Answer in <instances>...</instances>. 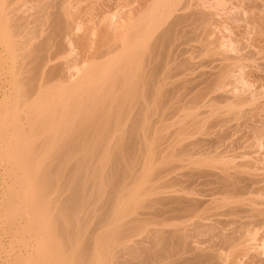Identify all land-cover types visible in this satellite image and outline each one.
Returning <instances> with one entry per match:
<instances>
[{"label":"bare ground","instance_id":"6f19581e","mask_svg":"<svg viewBox=\"0 0 264 264\" xmlns=\"http://www.w3.org/2000/svg\"><path fill=\"white\" fill-rule=\"evenodd\" d=\"M41 1L43 2L39 1V4L41 3L42 6L37 5L36 7L38 15L35 12L37 15L34 17V25L36 23V26H34L35 29L33 26H31L32 30L28 28L27 31L29 33L28 35L25 33V40L24 38L22 40H24L23 42L31 40L34 35L36 36V34L38 37L40 29L43 28L41 25L43 26L44 24H48L50 31L48 30V27L47 30L50 33L46 32L49 35H45L46 37L44 38L41 32L40 34H42L44 38L42 39L43 41H39V39L38 41L40 43L38 42L36 45L32 43L33 47L29 49L21 48V46H23L21 43L23 42L20 43L18 39L17 42L19 44L17 42L15 43V47L17 45H21L18 48L23 49L22 53H19L21 50L17 53L14 50L13 51L16 54L19 53V59L24 61L26 64V66H24L26 67L25 73L22 74L23 76L25 75L26 78H24L25 80L23 81H26L30 86L27 90H25V93L23 92L24 95H21L23 98H21L20 103L18 102L20 97L17 99V95H15L17 99L15 102H18V106L17 104L14 105V96L11 95V90L14 89L20 82L22 83L23 78L21 79L19 77L21 74L19 69L22 67H17L19 69L17 71V77L14 81L15 83L11 82V85H9V80L8 83L6 81L7 85L10 86L9 88L1 85L0 137H3L6 141L8 154L13 156V158L15 157V159H17V163L24 169V180H28L32 187L34 186L37 188L39 185L40 188V190L37 189L28 192L35 195L33 196V202L28 204L31 205V208L27 207V226L28 230L32 232V234H38V231L40 230L44 233L41 238L43 242L53 240V237H50L49 235V232H51L50 228L47 227L45 229L47 219L44 218V215H41L43 213H41L39 209V200L44 194L43 185L49 183L55 177L57 171L62 169L64 170L66 168L67 162L64 160L66 157L74 158L71 168L69 167L71 175L68 180L75 185L76 191L70 198H66L65 196L61 197L60 195L55 196L53 200L55 199L54 202H56L58 206L54 205L57 206V208L62 207L64 209L72 210V216L74 217L75 222L78 220L83 221L82 217L85 214L90 213L91 216L92 213L95 214V211L98 210L99 212L98 216L95 214L97 216L95 217L97 218L96 221L91 220V224L84 222V226L86 227L88 224L91 226L92 222L95 223L93 225L94 227L90 230V227L83 230L82 237L84 240L82 242L79 241V243L74 244L73 247L69 249L65 247L63 250L60 249L56 252V254H54V256L48 255V250H45L46 248L42 249V254H39L38 263L156 264L157 261L159 264L162 261V264H174L175 262V264H182V262H185L186 264V261L184 260L188 259L190 264H194V262L197 264H264V158L262 156L259 159L254 158L260 161L257 163L260 167L263 165L261 168L259 167L260 170H257L256 172L255 168H257V166L254 167L256 162L254 163L253 160H250L253 155L252 153L249 159H242L238 161L237 159L234 160V158L230 160L227 158V161H225V158L224 160L222 159L224 162L222 163L221 161L220 163L219 159L223 156L221 157V155H218L219 158L215 156L217 151L215 154L212 153V155V149L209 152L210 148H213L220 142H224V140L228 137V133H225L226 130L224 133H221L220 129L222 126H226L228 122H231L229 121V118L232 116L233 119L236 115L237 117L240 115L243 116L242 113H244L243 110L246 105L251 107L249 109L252 111L254 106L256 107L254 104H257L256 102H258L257 100L260 98L257 93H261L260 96L264 95L263 89L262 91L255 89L258 91L257 93L252 90L251 92L247 91L249 90V84H247L248 82L246 83L247 79H243L241 70L244 66H247L250 69H248V72H252L251 75H254V79L255 76L257 78L258 76L259 78L261 75L263 76L264 73L262 72L263 74H261V70H264V58L262 55L261 57L259 56L260 59L257 58L258 61H255L254 59H256V57L253 59L252 52L246 53L245 51L243 53L242 51L241 53V51L237 50V54V51L233 50L234 47L232 48L231 46V51H234V53L229 51L230 53H225L224 55L221 54V56L219 55V58L216 57V60L214 59L215 61L212 60V70L210 69V71L207 72L203 71L204 73L201 75H199V73V77L197 76V78H194L195 80L188 78V75L187 78L183 77L182 79L180 75H186L183 71H187V69H189V59L187 60L186 58H182L186 49L183 50L184 47L181 46L183 48L182 49L179 47L180 45H178V48L176 49L178 43L176 40L182 37H190L193 32H196L197 27L201 22L209 20L206 19L207 14L205 13V7V12L202 11L204 9L198 10L201 7H197L201 6L203 0H133L135 3L131 0L135 4H133L134 7L125 9L123 12L117 9L122 12L117 13L118 15L112 13L113 9L116 8L115 6H117L112 3L114 5L113 6L111 4L112 1L110 2L111 5H109L107 0L106 4L103 2L104 0H91L93 1L92 4L94 3V6H89L90 4L86 5L87 3L85 5L87 8L93 7L95 15H93L94 13L92 14V12L90 13L91 9H85V6V8L82 9L83 11L80 7V9L74 7L77 9L78 13H81V18L84 17L83 22L86 20V16H82L84 11V15L89 17V15L91 16L92 14L91 18L96 17L95 19L93 18L96 21H92L91 26V18L87 19L89 24H85L87 21L82 24L86 30L88 29L87 26H90L86 34H84L85 29H81L84 31L82 36L80 35L82 33L81 31L79 34L80 36H77L78 32L76 35L75 32L72 34V27H74V25L72 26L73 21L71 19L74 18L73 15L76 14V11L72 12L71 8H69L70 10H66L65 8L67 11L66 13H64V10V12L61 11L64 9L63 7L67 5L63 6L62 4L68 2V0ZM97 1H101L102 3L98 2L99 4L95 5V2L97 3ZM131 1L129 2V6H132ZM226 1L229 0H214L212 1L213 4L210 2L211 7H213L211 8L213 12L218 9H222V6L226 3ZM240 1L243 3V0H239V2ZM257 1L258 0H256L254 4L251 3V5L249 4L246 6L257 11L256 13L254 10L252 11L249 9L252 13L255 12L253 15H257L256 18L252 17L254 19L253 23H255L256 19L261 22V24L259 22L260 28L256 26L259 25L258 23H255V27L259 28L258 31L263 32L264 10H262V8H264V3L262 5V3L260 4L258 1V4ZM239 2L237 0L238 4ZM244 2L246 1L244 0ZM205 3L207 2L204 1V4L202 5L204 6ZM242 3L239 5L243 6L244 3ZM228 4L230 5V3ZM29 5L31 6L33 4ZM61 5L63 6L62 9ZM246 6L245 8H247ZM48 7H51L53 10L51 9L52 11L50 10L51 12H48ZM240 7L241 6H238L237 8ZM206 8L210 9L208 6H206ZM211 9L207 12L210 13L212 11ZM214 9L216 10L214 11ZM115 10L114 12H116ZM222 10H225V8L223 7ZM240 10L250 13L248 9L246 10L243 7ZM70 11L74 14H71ZM86 11H89L90 14L88 15ZM234 12H232L234 17L230 15L231 12L229 13V15L233 17V20L239 14H237L238 11L236 12L237 15H235ZM5 13L9 14L8 11ZM5 13L4 16H8ZM209 15H211V13ZM229 15L226 16L229 17ZM242 15H244V13ZM80 16L78 15L77 17L76 15L77 18ZM229 19H231V17ZM4 20L6 21V17H4ZM23 20L21 21L23 22ZM15 21L16 20H14V22ZM21 21H19L18 26ZM250 21L253 20L251 19ZM250 21L247 22L250 24ZM7 22L10 23V21ZM74 23L76 24L75 21ZM205 23L207 24V21ZM253 23L250 26L252 29ZM23 24L20 26L22 27ZM202 24L203 23H201V26ZM14 25L15 23H13L11 27L14 28ZM15 26L17 27V25ZM8 27L9 26L6 28ZM245 27L247 28V26ZM7 30L5 31L9 32ZM10 32L13 36L18 35L17 29L15 30L16 34L13 33L14 31ZM89 33L97 34V36H94L96 38L92 39L96 40L93 41L95 44L94 47H92V50L90 49L91 51L86 48V45L89 47H91V45L93 46V42H91L92 44L89 42L90 45L88 44L90 39L88 37ZM74 35L78 37L76 42H80V46L83 45V48L85 47L90 51L89 52L87 50L89 53L88 56L90 57L87 56V58H83V62L86 65L83 66V63V65L81 64L82 66H77V64L76 66L73 65L79 60L78 58L80 55L77 57L75 63L66 62V60L65 63H63L64 61L57 64H55L56 62L54 61L53 63H50V61H52L55 57L50 55L52 54V51L49 52L50 56L48 55L46 47L48 43L55 41L58 47L62 46L71 48L69 49L70 52L72 47H75L74 45L72 46V42L74 41L73 39L76 40ZM195 35L196 33L194 36ZM39 38H41V36ZM191 39L192 37L190 40ZM24 44L27 45L26 43ZM77 47H79V45ZM86 52L80 53L84 54ZM69 54L67 55L71 56L73 55V52L71 55ZM70 58L72 59V57ZM250 59H252V62L254 63H252ZM56 60L58 62V59H55V61ZM84 60L88 63H85ZM18 63L22 64L19 60ZM41 73H44L43 75L46 74L47 77L45 79L43 77L41 80L40 78L42 76L38 77V75H42ZM22 75L21 77H23ZM180 87H182L184 92L179 90L181 89ZM233 87H236V89ZM17 88L18 89L16 90H19L18 86ZM217 91H219L220 94H218ZM16 92L17 91H15V93ZM34 92H36V94ZM212 92H216L217 94L212 96ZM210 93L212 95H210ZM16 94H18V92ZM33 94L34 96L32 97ZM218 95H220V97L221 95L226 96L224 98L225 100H222L224 104L220 101V99L218 100L220 102H217L216 97H218ZM251 104L253 105L251 106ZM10 105L15 106L14 108L16 109L12 108ZM152 115H154L153 117H155V121L151 120ZM244 117L247 116L245 115ZM168 118H170V120ZM163 119L168 120L169 124L171 123L176 126H172L174 127V130L173 128L171 129L173 130L172 135L175 136H172V138L168 134L171 137L170 142L165 143V145L163 144V149L161 148V151H159L162 153H158L163 154L166 151L167 155L164 153L166 158H171L169 159L171 162L173 161L174 163L175 161V163H177V159H182L181 157L185 155L189 148L196 149V153H199V157L197 156V159L195 156L197 161H194L192 165L196 162L198 164L197 166H201L203 168L205 167L204 170L202 168L203 172L199 171L200 174L204 173L202 176L206 175V172L208 170L210 171L211 168H215L214 170L212 169L213 171H210L209 173L207 172L210 177L208 178L205 176L207 178L204 181L209 179V184L211 182L212 184H217L215 186L210 184L213 186V189L209 190L211 191L210 194L220 195V198H218L219 196L217 195H212V197L210 195L208 196V199L204 198L205 200H203V198L197 199V197L195 198L193 196V193H195L192 192L193 188L191 187V191V189L187 188L188 186H186V188L188 191L190 190V193H186L187 189L185 188V194L183 192V187V194L179 196H175L174 193L167 195L164 192L165 195L162 196V194V197H157L158 199L146 197L147 195L145 193L148 194L151 191L147 186V188L141 186L144 185L142 184V181L144 182L145 179L148 180V178L152 176L151 174H154V170L151 168L152 165H149L151 164V161L149 160H152L154 158L153 155L159 150V148L156 150L159 144L155 141L153 142V140H159L158 137L156 138L155 133L158 132L160 125L157 127L156 132V129L153 131L154 128L152 125L150 126V124L153 122L155 124L157 120V122H160V120L164 121ZM165 124L162 126H165ZM219 124L222 126L219 127ZM217 125L219 127L217 130H220V134H218L219 132L216 130L217 135H215L214 133L216 131L212 130L214 131L212 132L211 129H215L214 126L217 128ZM232 125L233 124H231V126ZM227 126L225 128H227ZM167 127L169 126L167 125ZM223 129L222 131H224ZM256 129L257 128L253 130L256 132ZM166 131L164 130L165 135L168 133ZM211 132L215 136L211 135ZM257 132L259 133V130ZM257 132L255 135H257ZM251 134L255 137L254 132ZM246 138H249L248 135L244 138V140ZM186 139L189 141L184 143ZM55 141H58L59 143L57 147L53 149L51 145ZM164 141L166 142V140ZM182 142L183 145H180V147L182 146L183 148L184 146V149L186 147V150L183 152V149L179 151L175 148L176 144L179 145L182 144ZM153 143H157V146ZM152 145L156 146V148ZM218 146L220 147V145ZM229 148L231 149V147ZM215 150H213V152ZM208 152L210 154H208ZM243 152L244 154L246 153L245 151ZM51 153L52 155L50 156ZM248 153L250 152L248 151L246 154L248 155ZM147 154H149L148 157H152L151 159L149 158L148 162L146 159ZM188 155H192V153L185 155V157H188ZM261 155L263 154L261 153ZM47 156H50L49 160L41 159V157ZM142 156L144 157L142 158ZM162 156L161 158H163ZM81 158L88 160L83 162ZM156 158L157 155L155 159ZM192 158L194 157L192 156ZM155 159H153V161ZM95 160L96 164H94ZM184 160L187 159L185 158ZM167 162L168 161L164 162V164ZM146 166L148 168H146ZM201 167L198 169L200 170ZM65 174L66 172H63V175L55 177L56 180L61 181V183L67 182ZM183 178L176 177L175 181H178V179H182L183 181L185 179ZM151 179L152 178H149L150 181ZM172 180L174 181V178ZM104 182H108L109 186L113 189H111L112 191H110V193L105 194V196L103 194V187H105L106 183ZM178 182H176L177 185L179 184ZM134 184L135 186H132ZM172 185L174 184L172 183ZM181 185L182 184H180V186ZM86 186L90 193H93L94 190L96 191V193L93 194L94 196L92 195V198L85 194L87 193ZM180 189L182 190V187ZM180 189L178 188L179 191ZM147 190L149 192H147ZM172 190L174 191V189ZM172 190L170 191L173 192ZM17 193L18 192H15L16 195L20 196V194ZM78 202H80L81 205H78ZM83 203L85 206H83ZM199 205L202 206V209L199 208L201 209L200 211H198ZM140 207L147 210V212H141V216H139ZM137 210L139 212H137ZM132 211H136L139 215L137 214L138 216L135 215L134 217L135 213H132L133 217H129ZM170 213H172L170 216L173 217L174 220L175 218L179 219V222H182V219L186 221L185 219L188 217L193 218L194 220L191 224V219L189 218V221L187 219L189 223L187 222L183 226H178L179 224L176 226L172 223L175 228L172 230L169 229L171 231L167 236L164 235V232H166L168 228L165 231L164 229L156 230V228L154 230H149L143 224L147 222L146 224L148 225L152 221L150 220L149 222V217L153 219L152 216L154 215H158L160 217L162 216L161 218L157 216L155 218H160L159 220L162 221L165 215L169 216ZM145 215L149 217L148 219L145 218V222H142L144 217H146ZM192 215L194 217H191ZM217 215H221L222 217L220 216L221 218H219ZM213 216L218 218H215L216 220L214 221V219L211 218ZM171 217H168V220L172 219ZM93 218L94 216L92 218L89 217V219ZM166 219L164 218V220ZM210 219L213 222H211ZM186 224H188L189 227L191 225L193 228H190L192 230L194 229V232L197 235L205 233V238H201L202 240H199L197 237V240L195 238L193 241V238L191 239L192 234L189 233L190 231L188 233L186 232L190 229L187 227L188 225L186 226ZM76 225L78 230V223H76ZM59 227L60 226L57 225L54 227L56 231H54L55 238H59ZM147 229L150 232L146 231ZM162 231L163 233L161 235L160 233ZM137 233H140V237H143L141 234H144L147 241L146 239H144L145 242L140 241L142 239L139 237L138 241L137 239L134 240L132 236L133 234L138 236ZM217 236L218 238H216ZM131 239L135 242L133 241V243ZM201 243H206V247H208L209 250L204 246L203 249H206V251L201 249ZM210 249H214V251ZM207 250L211 251L210 254L208 253V256H205L206 254H202L207 252ZM183 251H185L186 254H184L185 252ZM188 251L190 253H187ZM176 253L177 255L181 253L180 256H178L179 258H176L179 259L177 260L179 262L173 258L177 257ZM117 254H119L118 257ZM187 254L190 256L193 255L192 257H194L196 261H194L191 257L189 258V255ZM182 255H186L188 258L185 259L186 256L183 258ZM164 257H167V259H162ZM170 257L172 260L169 259ZM159 258L162 260L160 261ZM168 259L169 261H166ZM189 262L187 264H189Z\"/></svg>","mask_w":264,"mask_h":264},{"label":"rangeland","instance_id":"374dc122","mask_svg":"<svg viewBox=\"0 0 264 264\" xmlns=\"http://www.w3.org/2000/svg\"><path fill=\"white\" fill-rule=\"evenodd\" d=\"M26 1H27V4H26ZM29 1H31V2H29ZM37 1H38V3H37ZM39 1L40 2H43V1H41V0H35V2H34V0H0V10H1V12H0V87H2V86H7L8 88L10 87L9 85H11L10 83L12 82V83H15L14 81H15V79H16V77H17V71H18V69L20 68V67H22V68H20L19 69V72H21V74H20V78L22 79V83L20 82L19 84H17V86L19 87V90H16V89H18L17 88V86L14 88V89H12L11 90V95L12 96H14L13 97V99H14V105H18V102L20 103L21 102V98H23V96H21V95H24V93H25V90H27L28 88H29V84L26 82V81H23V80H25L24 78H26V76L24 77L22 74L23 73H25V69H26V67H24V66H26V64H25V62L24 61H22L21 59H19L20 57H18L19 55V53H22L23 51V49H29V48H32L33 47V44L32 43H34V45H36L39 41H43L42 39H44L46 36H48L49 34H47L49 31H50V28L48 27V24H44L43 26L41 25V27H43V28H41L40 29V33L42 32V34H43V36H44V38H43V36H42V34H40V33H38V37H37V34H36V36L34 35V37H33V39L31 38V40H26V41H28V42H23L24 40H25V38L24 37H26L25 36V33H26V35H28V28L30 29V30H32V27L31 26H33V28L35 29V27L34 26H36V23H35V25H34V17H36L37 15H38V12H37V10H36V7H37V5L38 6H42V4L40 3L39 4ZM71 0H68V2H66V3H64V4H62L63 6L64 5H66V6H62L61 5V9H62V7L64 8V9H60L61 11H63L64 13H66L67 11V9H69V8H71V11L73 12V11H76V14H74V13H72L71 11V14H74L73 15V17L75 18L76 17V15H77V17H78V15L80 16V14L81 13H78V11H77V9H75L74 7H76V8H81V10L83 9V8H85V9H88V10H90L91 9V11H90V13L92 12V14L93 15H95V11H94V9H93V7L92 8H87V6L86 5H89V6H94L93 4H92V2L94 1H91V0H72L71 2H70ZM96 1V0H95ZM112 1V2H111ZM131 0H107V2H109V5H111L112 3L114 4V5H117V6H115L116 8V10L115 9H113V11H112V13L114 14H116V15H118L117 13H122L125 9H129V8H131V7H134L133 6V4L135 3V1H131L132 2V6H129L130 5V2ZM202 1V0H201ZM204 1L205 2H207V3H205V5L203 6L202 4H204ZM212 1H214V0H211V1H206V0H203L202 2V4H201V6H197V7H201L200 9H198V10H202V9H204V7H205V9H206V12H205V9L204 10H202V11H204L207 15H206V19H209V20H206L207 21V24L205 23V22H201V23H203L204 24V26H203V24H202V26H201V23L199 24V23H196V24H199V26H201V27H199L198 25V27H197V30H196V35L194 36V32L190 35V37L189 36H187V37H182V38H179L178 40H176V42H178L177 43V47H176V49L178 48V45H180L179 47H184V49L183 50H185L186 49V51L184 52V55L183 56H185V57H183L182 56V58H186L187 60H188V65H189V69H187V71L185 70V71H183V73H185L186 75H180L181 77H182V79H183V77H186L187 78V75H188V78H191V79H194V78H197V76L199 77V75H201L202 73H204V72H207V71H210V69L212 70V65H213V61H215L216 60V57H220L221 56V54H225V53H230L229 51H231L232 50V48H233V50H235V51H241V53H242V51H243V53L246 51V53H248V52H252L253 54H252V57H253V59L256 57V59H254L255 61H258V59L257 58H259L260 59V57H261V55H262V57L264 58V30H262L263 32H261V31H258V29L260 28V24H261V22L260 21H258L257 19H256V21H255V23L257 24H259V22H260V24L259 25H256L255 23H253L254 22V19L253 18H256L257 17V15L255 16V15H253L255 12L257 13V11L255 10V9H253V8H248L246 5H251V3H255V1L256 0H245L246 2H244V0H243V3H242V1H240L239 2V0H238V2H239V4H243V6L242 5H239L238 3H237V0H229V1H226V3L222 6V9H223V7L225 8V10H222V9H218V10H216V9H214V11L216 10L217 11V13H216V11L215 12H213V10L211 9V8H213V7H211V3H212ZM232 1V2H231ZM234 1V2H233ZM259 2H260V4L262 3V5H263V3H264V0H258ZM257 1V2H258ZM262 1V2H261ZM32 2H34V3H32ZM78 2H80V3H78ZM91 2V3H90ZM98 2H100V3H102L101 1H97V3L95 2V5H98L99 3ZM105 4L107 3L106 2V0H104L103 1ZM110 2H111V4H110ZM211 2V3H210ZM230 3V5L228 4V3ZM259 2H258V4H259ZM35 3H36V5H35ZM73 3H75V4H73ZM87 3V4H86ZM126 3H127V5H126ZM232 3V4H231ZM236 3V4H235ZM26 4V5H25ZM29 4H33V5H29ZM86 4V5H85ZM92 4V5H91ZM112 4V5H113ZM207 4V5H206ZM210 6H209V5ZM213 4V3H212ZM233 4H235V5H233ZM71 5V6H70ZM76 5V6H75ZM77 5H79V6H77ZM81 5H82V7H81ZM108 5V4H107ZM113 5V6H114ZM135 5V4H134ZM227 5V6H226ZM232 5V6H231ZM247 7V8H245V6ZM33 6V7H32ZM73 6V7H72ZM85 6V7H84ZM123 6V7H122ZM127 6H129V7H127ZM206 6H208V7H210V9L212 10L210 13H211V15H209L210 13L209 12H207L208 10H210L209 8H206ZM235 6V7H234ZM238 6H241L240 8H237ZM264 6V5H263ZM262 6V7H263ZM30 7V8H29ZM122 7V8H121ZM125 7V8H124ZM242 7L244 8V9H248V11H249V9H251L252 11L254 10L255 12L254 13H252V11H249L250 13H247V12H243V10H240V9H242ZM261 7V8H262ZM12 8V9H11ZM54 8V7H53ZM65 8H66V10H65ZM79 8V9H80ZM124 8V9H123ZM234 8V9H233ZM34 9V10H33ZM52 8L51 7H48L47 8V10H48V12H51L52 10H51ZM117 9H119L120 11H122V12H120L119 10H117ZM237 9V10H236ZM5 10V11H4ZM10 10V11H9ZM32 10V11H31ZM51 10V11H50ZM70 10V9H69ZM68 10V11H69ZM80 10V11H81ZM114 10L116 11V12H114ZM221 12H220V11ZM229 10H230V12H231V14L230 15H232L233 17H234V14L232 13V12H234L235 10V15H237L238 13V16H236L235 18H237V19H235L234 18V20L236 21H234L233 20V17L232 16H230L229 15ZM240 10V11H239ZM262 10H264V8H262ZM4 11V12H3ZM6 11H8L9 12V14H7V13H5ZM28 11H30V12H28ZM55 11H56V9H55ZM83 11V10H82ZM94 11V12H93ZM119 11V12H118ZM224 11H225V14H224ZM228 11V12H227ZM238 11V12H237ZM13 12V13H12ZM37 13V15H36V13ZM236 12H237V14H236ZM264 12V11H263ZM4 13L5 14H7L8 16H4ZM12 13V14H11ZM29 13H30V15H29ZM33 13V14H32ZM55 13V12H54ZM57 13V12H56ZM78 13V14H77ZM84 14H85V11L83 12ZM82 13V16H86V20L85 21H87V22H85V24L87 23V24H89L88 23V20L87 19H90L91 18V16H92V14H91V16L89 15L90 13H89V11H86V13H88V15H89V17L87 16V15H84ZM216 13V14H215ZM218 13H219V15H218ZM226 13H228V14H226ZM240 13H241V15L244 13V15H240ZM2 14H3V16H2ZM222 14V15H221ZM224 14V15H223ZM247 14V15H246ZM250 14V15H249ZM12 15V16H11ZM27 15V16H26ZM229 15V17H227V16ZM246 15V16H245ZM252 15V16H251ZM10 16V17H9ZM19 16V17H18ZM24 17V18H22V17ZM3 19H2V18ZM4 17H6V21L4 20ZM15 17V18H14ZM75 18V20H74V18L73 19H71L72 21H73V24H72V26L74 25V27H72V34H74V32H75V35H76V33H77V36L80 34L81 36H82V34L84 33V31H85V33L84 34H86V32L88 31V29H89V27L91 26V24H92V21H96V20H94L95 18L94 17H92L91 19V22H90V26H87V30L84 28V26L82 25L84 22H83V18L84 17H82L81 18V16L79 17V18H81V19H79V18ZM88 17V18H87ZM209 17V18H208ZM225 17V18H224ZM227 17V18H226ZM231 17V19H229ZM242 17V18H241ZM253 17V18H252ZM20 18H21V20H23V22L20 20ZM28 18V19H27ZM94 18V19H93ZM17 19H19V20H17ZM27 19V20H26ZM76 19H77V21H76ZM228 19V20H227ZM253 20V21H250V20ZM14 20H16L15 22H14ZM31 20H32V22H31ZM80 20H81V23H80ZM231 20V21H230ZM239 20V21H238ZM250 21V24H249V22H247V21ZM4 21H5V23H4ZM7 21H10V23L9 22H7ZM12 21V22H11ZM18 21V22H17ZM19 21H21V23H20V25L21 24H23L22 25V27L20 26H18V24H19ZM30 21V22H29ZM74 21L76 22V24L74 23ZM79 21V22H78ZM245 21V22H244ZM29 22V23H28ZM225 22V23H224ZM241 22V23H240ZM13 23H15V25H17V27L14 25V28L16 27V29H17V34L19 35H11V32L10 31H14L13 33H15L16 34V32H15V30H14V28L13 27H11V25L13 24ZM17 23V24H16ZM32 23V24H31ZM94 23V22H93ZM236 23V24H235ZM246 23V24H245ZM253 23V25H252V27H253V29L250 27L251 26V24ZM9 24H11V25H9ZM84 24V25H85ZM206 24V25H205ZM228 24V25H227ZM232 24V25H231ZM9 26L8 28L10 29H8V28H6L7 26ZM26 25V26H25ZM28 25H30V26H28ZM75 25H78V26H75ZM248 25H249V28H248ZM255 25L256 26H258L259 28H257V27H255ZM25 26V27H24ZM45 26V27H44ZM82 26H83V28H82ZM86 26V25H85ZM235 26V27H234ZM245 26H247V28L245 27ZM11 27V28H10ZM47 27H48V30H47ZM207 27V28H206ZM23 28H25V29H23ZM80 28V29H79ZM8 29V30H7ZM11 29H13V30H11ZM33 29V30H34ZM43 29V30H42ZM45 29V30H44ZM75 29H77V30H75ZM84 30V31H82V30ZM199 29V30H198ZM246 29V30H245ZM5 30H7V31H9V32H6ZM29 30V31H30ZM23 31V32H22ZM25 31H27V32H25ZM45 31V32H44ZM81 31V32H80ZM94 31V30H93ZM93 31H89V32H93ZM205 31V32H204ZM248 31V32H247ZM257 31H258V34H257ZM31 32V31H30ZM47 32V33H46ZM96 32V31H95ZM245 32V33H244ZM247 32V33H246ZM260 32V33H259ZM50 33V32H49ZM97 33V32H96ZM91 34V33H89L87 36L90 38H88L89 39V41H88V44L90 45V43L91 42H93V41H95V40H92V39H94V38H96V37H94V36H97V34ZM199 33V34H198ZM8 34H10V35H8ZM244 34V35H243ZM248 34V35H247ZM46 35V36H45ZM74 35V36H75ZM79 35V36H80ZM243 35V36H242ZM41 36V38H39ZM91 36H93V37H91ZM248 36V37H247ZM10 37V38H9ZM16 37V38H15ZM36 37V38H35ZM76 37V36H75ZM74 37V38H75ZM192 37V39L190 40V38ZM24 38V40H22ZM34 38H35V40H34ZM17 39H18V41H20V43L21 42H23V43H21V45H25L24 43H26L27 45H25L24 47L23 46H21V45H17L16 47H15V43L17 42ZM20 39V40H19ZM40 39V40H39ZM22 40V41H21ZM39 40V41H38ZM74 41V43H77V44H74L73 42H72V46L74 45L75 47H72V50H70V52H69V49H71V48H66V47H62V46H59L58 47V45L55 43V41L54 42H49L48 43V45L46 46L47 47V53H48V55H49V52H51L52 54H50L51 56H53V57H55L52 61H50V63H53V61L54 62H56L55 64H57V63H62L63 61V63H65V60H66V62L68 61V62H73V63H75V61L77 60V57L79 56V60L78 61H76V63L75 64H73V65H75L76 66V64H77V66H79V65H81L82 63L84 64V62H83V58L85 57V58H87V56L89 55V53H88V51L91 49L92 50V47H94V44H95V42H93V46L91 45V47H89L88 45H86V48H88V49H86L85 47L83 48V45L82 46H80L81 45V43L79 42H76L77 40H78V37H76V40L75 39H73ZM229 40V41H228ZM13 41H15V42H13ZM33 41V42H32ZM37 41V42H36ZM181 41H183V42H181ZM90 42V43H89ZM18 43V42H17ZM40 43V42H39ZM50 43H51V45H50ZM182 43V44H181ZM186 43V44H185ZM220 43V44H219ZM223 43V44H222ZM19 44V43H18ZM92 44V43H91ZM225 44V45H224ZM251 44V45H250ZM31 45V46H30ZM56 45V46H55ZM79 45V47H77ZM234 45V46H233ZM253 45V46H252ZM21 46V48H23V49H19L18 47H20ZM88 46V47H87ZM231 46H232V48H231ZM246 46V47H245ZM250 46V47H249ZM15 47V48H14ZM52 47V48H51ZM64 49V51H63V49ZM49 48V49H48ZM74 48H76V49H74ZM83 48V49H82ZM227 48V49H226ZM242 48H244V49H242ZM249 48V49H248ZM16 49V50H15ZM57 51H56V50ZM61 49V50H60ZM67 49V50H66ZM173 49H174V46H173ZM224 49V50H223ZM228 51H226V50ZM241 49V50H240ZM17 53L18 51H20L18 54H16L14 51ZM48 50H50V51H48ZM66 50V51H65ZM88 50V51H87ZM90 50V51H91ZM54 51V52H53ZM61 51H63V52H61ZM67 51H68V53H67ZM87 51V52H86ZM89 51V52H90ZM238 51H237V54H238ZM66 52V53H65ZM72 52H73V55H71L72 54ZM80 52H86V53H84V54H82V53H80ZM223 52V53H222ZM231 52H233L234 53V51H231ZM257 52V53H256ZM56 53V54H55ZM69 53H71V54H69ZM78 53H80V54H78ZM88 53V54H87ZM193 53V54H192ZM232 53V54H233ZM15 54V55H14ZM54 54V55H53ZM64 54H66V55H64ZM67 54H69V55H71V56H68ZM81 54H82V56H81ZM251 54V53H250ZM14 55V56H13ZM49 55V56H50ZM56 55V56H55ZM59 57H58V56ZM64 55V56H63ZM220 55V56H219ZM260 56V57H259ZM18 57V58H17ZM68 57V58H67ZM70 57H72V59L70 58ZM88 57H90V56H88ZM181 57V56H180ZM15 58V59H14ZM16 58H17V60H16ZM75 58V59H74ZM84 58V59H85ZM55 59H58V62H57V60L55 61ZM70 59V60H69ZM74 59V60H73ZM89 59V58H88ZM215 59V60H214ZM18 60L20 61V63H22V64H19L18 63ZM73 60V61H72ZM87 60V59H86ZM213 60V61H212ZM253 60V61H254ZM85 61V60H84ZM89 61V60H88ZM250 61L252 62V59H250ZM80 62V63H79ZM87 61H85V63H86ZM246 62V61H245ZM249 62V61H248ZM251 62H249V63H251ZM88 63V62H87ZM211 63V64H210ZM252 63H254V62H252ZM25 64V65H24ZM82 64V65H83ZM21 65H23V66H21ZM81 65V66H82ZM86 64H84L83 66H85ZM17 67H19V68H17ZM24 68V69H23ZM247 68V69H246ZM249 67H247V66H244V68L243 69H241L242 70V75H243V79L245 80V79H247V81H246V83L247 84H249L248 86V88H249V90H247V91H250L251 92V90L252 91H256V90H260V91H262V89H263V91H264V70H261V74H263V76L261 75L260 76V78H259V76H258V78L255 76V79H254V75H251L252 74V72H248L249 70ZM204 71V72H203ZM245 71V72H244ZM187 72V73H186ZM189 72H191V73H189ZM263 72V73H262ZM16 73V74H15ZM182 73V74H183ZM200 73V74H199ZM241 73V72H240ZM248 73V74H247ZM40 74V73H39ZM42 74V73H41ZM44 74V73H43ZM38 75V77H41L40 79L42 80L43 79V77H44V79L47 77L46 76V74L45 75ZM199 74V75H198ZM21 75L23 76V77H21ZM179 76V77H180ZM250 76V77H249ZM180 77V78H181ZM261 79H263V80H261ZM8 80H9V83H8ZM195 80V79H194ZM249 80H250V82H249ZM6 81H7V83L9 84V85H7V83H6ZM260 81V82H259ZM4 82V83H3ZM27 84H26V83ZM263 82V83H262ZM3 83V84H2ZM25 83V84H24ZM258 83H261V84H263V85H261V84H258ZM21 84V85H20ZM2 85V86H1ZM15 85V84H14ZM20 85V86H19ZM260 85V86H259ZM28 86V87H27ZM257 86H259L260 87V89H259V87H257ZM14 87V86H13ZM258 89H257V88ZM181 89H179L180 91L182 90V87H180ZM184 88V87H183ZM234 88V87H233ZM234 89H236V87L234 88ZM256 89V90H255ZM15 91H17L18 92V94H16L15 93ZM259 91V92H260ZM24 92V93H23ZM179 92V91H178ZM181 92H184V90H182ZM218 92V94H220L219 93V91H217ZM221 92V91H220ZM258 91H256V93H257ZM13 93V94H12ZM23 93V94H22ZM35 94H36V92H34ZM245 93H246V91H245ZM213 94V95H212ZM212 94L210 93V95H212V96H214L215 94H217L216 92L214 93V92H212ZM258 94V97H260V98H258L259 100H257L258 102H256L257 104H254V105H256V107L254 106V108H253V110L251 111V109H249V108H251V107H248L247 105H246V107H245V109L243 110L244 111V113H245V115L248 117H244L245 115H244V113H242L243 114V116L242 115H240V116H242V117H240V116H238L237 117V115L235 116V117H237V118H239V119H237V118H235V117H233V119H232V116H231V118H229V121H231V122H228L227 123V125H229V126H227V128H225L226 126H222V125H220L219 124V127L220 126H222V128L220 129L221 130V133H224L225 132V130H226V134H227V138H226V140H224V142H220V143H218V145H220V147L216 144L213 148H210L209 149V152L211 151V149H212V152H211V154L213 153V154H215V152H216V154H215V156H217L218 158H219V156L218 155H221V159H219L220 161V163H221V161H222V159L224 160L225 158V161H227V158L230 160V159H232V158H234V160L235 159H237L238 161H240V160H244V159H249L250 158V155H252L251 156V158H250V160L252 161L253 160V162L255 163L254 164V167H256L257 166V168H255V170H256V172H257V170H260V168L263 166V165H261V167H260V165L259 164H257V163H259L260 161H258V160H256V159H254V158H261V156L264 158V151H262V150H264V95L263 96H260L261 95V93L259 94V93H257ZM15 95H17V99H19L18 97H20V99L18 100V102L16 103L15 102V100H17L16 99V97H15ZM224 95V94H223ZM34 96V94L32 95V97ZM226 96H222L221 95V97H220V95H218V97H216L215 99L217 100V102H220V101H224ZM220 99V101H218ZM227 99V98H226ZM13 101V100H12ZM222 101V103L224 104V102ZM228 101V100H227ZM11 104H13V103H11ZM21 104H23V103H21ZM21 104H20V106H21ZM222 104V105H223ZM253 104H251V106H252ZM10 106H12V108H14L15 106H13V105H10ZM19 106V105H18ZM23 106V105H22ZM250 106V105H249ZM1 107H2V105H1ZM248 107V108H247ZM14 109H16V108H14ZM15 111V110H14ZM245 111H247V112H245ZM154 115H152V118H151V120L152 121H155L154 119H155V117H153ZM245 118V119H244ZM167 119V118H166ZM169 120H170V118H168ZM235 119V120H234ZM164 121H161L160 120V122H155V124H154V122L152 123V124H150V126L152 125V127L154 128L153 129V131L156 129V132H157V127L159 126V128H158V132L157 133H155V135H156V138L158 137V141H156V140H153V142L155 141V142H157L158 144H159V146L157 147V149L156 150H158V148H159V150L158 151H156L155 149V151H156V153L153 155L154 156V158L153 159H155V157H156V155H157V158L153 161V159L152 160H149V158L150 157H148L149 156V154H147V156L146 155H144V156H146L147 158V162H148V160L149 161H151V164H149V163H147V164H149V165H152L151 166V168H152V170H154L153 172H154V174H151L152 176H150L149 178H152L151 179V181L149 180V178L148 177H146V178H148V180L147 179H143L144 180V182L142 181V184H144V185H141V186H143V187H145V188H147L148 187V189H150V191L151 192H149L148 190H147V192H149L148 194L147 193H145L147 196V198H156V199H158V198H160V197H162V196H164L165 194H167V195H169V194H172V193H174V195L175 196H179V195H181V194H183V192L185 193V188H186V186H188L187 188L188 189H191V187L193 188V191H192V189H191V191L192 192H195V193H193L194 195V197L196 198L197 197V199H202L203 198V200H205V199H208L209 197L208 196H210L211 195V197H212V195H214V194H210L211 193V191L209 190V189H213V186H215V185H217L216 183H213L212 184V182L210 183V184H212V185H210L209 184V179L207 180V181H204L207 177L209 178L210 176L208 175V173L210 172V171H213L214 169L213 168H211V170L209 171H207V169H208V167H207V169H206V171L208 172H206V171H204V172H206V175H204V176H202L203 174H200L199 173V171H201V172H203V170H204V168L203 167H201V166H197L198 164L195 162V164H193L192 165V163H194V161H197V159H198V154L199 153H196V149H194V148H189V150L185 153V155H187V154H191L192 153V155H188V157L186 156L185 157V155L183 156V157H181L182 159H177V163H179V164H177V163H175V161H174V163H173V161L171 162V160H169V159H171V158H166V151L163 153V154H159V153H162V152H159V151H161V148L163 149V146L165 145V143H168V142H170V140H171V137L173 136H175V135H172V131L174 130V127H172V126H175V125H172L171 123L169 124L168 123V120H165V119H163ZM245 120V121H244ZM247 120V121H246ZM166 124H165V123ZM161 123H163V124H161ZM156 124H158V125H156ZM165 124V126H166V129H165V126H162V125H164ZM231 124H233L232 126H231ZM156 125V126H155ZM167 125L169 126V127H167ZM171 126V127H170ZM156 127V128H155ZM176 127V126H175ZM215 127V129H211V131L212 130H214V131H216L217 129H219V127H218V125H217V128H216V126H214ZM151 128V127H150ZM173 128V130H171ZM223 128H225V129H223ZM230 128V129H229ZM255 128H257L256 130L258 131L259 130V133L257 132V135H255L256 134V132H255V130H253V129H255ZM169 129V130H168ZM222 129L224 130V131H222ZM160 130V131H159ZM161 130H162V132H161ZM164 130L166 131V130H168V131H166V132H168V133H166V135L164 134ZM219 130V131H220ZM236 130V131H235ZM171 131V132H170ZM214 131H212V132H214ZM218 131V130H217ZM217 131L214 133L215 135H217ZM218 131V132H219ZM247 131V132H246ZM210 133L211 135H213V133ZM254 132V135H255V137L251 134V133H253ZM160 133H161V135H160ZM233 133V134H232ZM250 134V136H249V134ZM171 136H169V135ZM218 134H220V132L218 133ZM225 134V135H226ZM235 134V135H234ZM239 134V135H238ZM244 134V135H243ZM211 135H209V136H211ZM215 135H213V136H215ZM247 135H248V137L249 138H246L245 140H244V138L245 137H247ZM251 135H252V137H251ZM1 136V135H0ZM160 136V137H159ZM230 136V137H229ZM234 136V137H233ZM257 136V137H256ZM162 137V138H161ZM172 137V138H173ZM237 137V138H236ZM255 139H254V138ZM169 138V139H168ZM228 138H230V139H228ZM250 138H251V140H250ZM258 138H259V140H258ZM167 139H168V141H167ZM187 139H191V138H187ZM185 140V142H184V140H183V142L184 143H186L187 141H189V140ZM234 139V140H233ZM257 139V140H256ZM261 139V140H260ZM161 140V141H160ZM164 140H166V142L164 141ZM239 140H240V143H239ZM244 142H243V141ZM164 142V143H163ZM183 142H182V144H176L175 145V148L176 149H178L179 151L181 150V149H183L182 150V152L183 151H185L186 150V147H185V149H184V146H183V148H182V146L180 147V145H183ZM233 142V143H232ZM242 142V143H241ZM248 142H249V144H248ZM255 142V143H254ZM258 142V143H257ZM58 141H55V142H53L52 143V145H51V147H53V149L55 148V147H57V145H58ZM157 143L156 144H154V145H156L157 146ZM228 143V144H227ZM229 143H231V144H229ZM244 143V144H243ZM251 143V144H250ZM164 144V145H163ZM237 144V145H236ZM253 144V145H252ZM257 144H258V147H257ZM154 145H152L153 147H155L156 148V146H154ZM234 145V146H233ZM248 145V146H247ZM161 146V147H160ZM177 146H179V147H177ZM218 146V147H217ZM222 146V147H221ZM226 146V147H225ZM260 146V147H259ZM228 147V148H227ZM229 147H231V149L229 148ZM243 147V148H242ZM226 148V149H225ZM7 146H6V141H5V139L3 138V137H0V264H39L38 263V260H39V254H42V249H45V250H48V255H53L54 256V254H56V252L58 251V250H63L64 249V247L65 248H67V249H69V248H71V247H73V245L74 244H76V243H79V241L80 242H82L84 239H83V237H82V232H83V230H85V229H88L87 227H90L89 228V230L91 229V228H93L94 226V223L95 222H92V225L90 226L88 223H90L91 224V220L93 221H96V219L97 218H95V217H97L98 216V210L97 211H95V214H97V216L94 214V213H92L91 214V216H90V213H88V214H85V215H83V217H82V220L83 221H77V222H75V220H74V217L72 216V210H68V209H64V208H62V207H59V208H57V203L56 202H54L55 201V199L53 200V198L55 197V196H57V195H60L61 197L63 196H65L66 198H70V197H72L73 195H74V192L76 191V187H75V185L71 182V181H69L68 180V178L70 177V175H71V173H70V168H71V164H72V161L74 160V158H71V157H66L64 160L67 162L66 163V168L63 170H59V171H57V173H56V175H55V177H57V176H60V175H63V172H66V177H67V182H65V183H61V181H57L56 180V178L54 177L49 183H47V184H44L43 185V187H44V194H43V197H40V203H39V209H40V212L41 213H43V214H41V215H44V218H46L47 219V221H46V224H45V229L48 227V228H50V231L51 232H49V235H50V237H53V240L52 241H42L41 240V238H42V236L44 235V233L42 232V231H38V234H32V232H30L29 230H28V226H27V211H28V208H31V205H28V204H31L30 202H33V196H35L34 194H30V193H28L29 191H31V190H40V188H39V185L37 186V188L36 187H32L31 186V183H29V181L28 180H24L25 179V174H24V169L21 167V165H19L18 163H17V159H15V157L13 158V156H11V155H9L8 154V152H7ZM193 149H194V151H193ZM216 149V150H215ZM256 149H257V151H256ZM213 150H215L214 152H213ZM233 150V151H232ZM245 151L246 153L249 151L250 153H248V155L246 154H244V152L243 151ZM254 150V151H253ZM258 150H259V153H258ZM154 151V152H155ZM176 151V150H175ZM223 151V152H222ZM236 151V152H235ZM251 151H253V152H251ZM256 151V152H255ZM159 152V153H158ZM176 152H178V151H176ZM208 152V154H210ZM220 154H219V153ZM227 152H229V153H227ZM194 153H196V154H194ZM218 153V154H217ZM224 153V154H223ZM235 153V154H234ZM241 153H243V154H241ZM252 153V154H251ZM258 153V154H257ZM261 153L263 154V155H261ZM212 154V155H213ZM52 155V153L50 154V156ZM159 155H163L162 157L163 158H161V156H159ZM165 155V156H164ZM227 155H228V157H227ZM240 155H242V156H240ZM258 155V156H257ZM50 156H47V157H41V159L42 160H49L50 159ZM144 156H142V158L144 157ZM192 156L194 157V158H192ZM195 156H196V158H195ZM198 156V157H197ZM256 156V157H255ZM236 157V158H235ZM240 157H241V159H240ZM248 157V158H247ZM71 160H70V159ZM152 158V157H151ZM150 158V159H151ZM166 158V159H165ZM187 159V160H184V159ZM164 159V160H163ZM194 159H196V160H194ZM81 160L84 162H86V160H88V159H84V158H81ZM161 160H162V162H161ZM173 160V159H172ZM179 160H182V161H179ZM183 160H184V162H183ZM166 161H168L167 163H165L164 164V162H166ZM189 161V162H188ZM159 162V163H158ZM172 164H171V163ZM218 162V163H219ZM224 161H222V163H223ZM189 165H188V164ZM94 164H96V160L94 161ZM146 164V163H145ZM181 164V165H180ZM176 165V166H175ZM179 165V166H178ZM201 165V164H200ZM219 165V164H218ZM148 166V165H147ZM146 166V168H148ZM179 167V169H178V167ZM181 166V167H180ZM186 168H185V167ZM188 166H189V168H188ZM195 166H197V167H195ZM70 167V168H69ZM201 167V169L199 170L198 168H200ZM260 167V168H259ZM264 167V166H263ZM150 168V167H149ZM150 168V169H151ZM184 168V169H183ZM190 168H191V170H190ZM202 168H203V170H202ZM259 168V169H258ZM194 169V170H193ZM209 169H210V167H209ZM213 169V170H212ZM219 169V168H218ZM41 170V169H40ZM189 170V171H188ZM181 171H183V172H181ZM216 171V170H215ZM214 171V172H215ZM219 171V170H218ZM190 174H189V173ZM217 172V171H216ZM184 173V174H183ZM185 173H186V175H185ZM196 173V174H195ZM156 174V175H155ZM159 174V175H158ZM183 174V175H182ZM189 176H188V175ZM154 175V176H153ZM200 175H201V177H200ZM197 176H199V177H197ZM205 176H207V177H205ZM176 177H180V178H183L184 180L182 181V179H178V181H175L176 180ZM197 177V178H196ZM205 177V178H204ZM174 178V181L172 180ZM186 178H188V179H186ZM190 178V179H189ZM105 179V178H104ZM135 179V178H134ZM192 179V180H191ZM134 181V180H133ZM133 181H132V183H133ZM182 181V182H181ZM188 181V182H187ZM176 182H178L179 184V186L177 185V183ZM184 182V183H183ZM98 183H99V181H98ZM104 183H106V185H107V183L108 182H104ZM172 183L174 184V185H172ZM141 184V183H140ZM180 184H182L181 186H180ZM186 184V185H185ZM188 184V185H187ZM100 185V184H99ZM104 185V184H103ZM105 185V187H103V194H104V196H105V194H108V193H110V191H112L113 189H112V187L111 186H109V183H108V185L106 186ZM184 185V186H183ZM190 185V186H189ZM132 186H135V184L134 185H132ZM147 186V187H146ZM211 186H212V188H211ZM150 187V188H149ZM152 187V188H151ZM182 187V190L180 189ZM183 187H184V191H183ZM86 188H87V186H86ZM95 188H97V187H95ZM142 188V187H141ZM178 188L180 189V191L178 190ZM186 188V189H187ZM214 188H216V187H214ZM112 189V190H111ZM144 189V188H143ZM172 189H174V191L172 190ZM175 189H177V190H175ZM188 189H187V191H186V193L187 192H189L188 191ZM153 190V191H152ZM169 190V191H168ZM170 190H172L173 192H171ZM159 191H160V193H159ZM169 193H168V192ZM183 191V192H182ZM15 192H18L17 194H20V196L19 195H16L15 194ZM162 192V193H161ZM164 192H165V194H164ZM171 192V193H170ZM178 192V193H177ZM180 192V193H179ZM182 192V193H181ZM96 193V191L94 190V192L93 193H90V191H89V189L87 188V193H85V194H87V196H89L90 198H92L94 195L93 194H95ZM152 193V194H151ZM156 193V194H155ZM177 193V194H176ZM185 193V194H186ZM190 193V192H189ZM215 193V192H214ZM16 195V196H14V195ZM163 194V195H162ZM256 194H258V193H256ZM93 195V196H92ZM152 195V196H151ZM162 195V196H161ZM217 194H215L214 196H216ZM19 196V197H18ZM155 196V197H154ZM213 196V197H214ZM217 196H219L218 198H220L221 196L220 195H217ZM158 197V198H157ZM199 197V198H198ZM210 197V198H211ZM205 198V199H204ZM52 201V202H51ZM24 202H26V203H24ZM57 205V206H55V205ZM80 204V202H78V205ZM81 205V204H80ZM83 206H85L84 205V203H83ZM203 206H204V204H203ZM28 207V208H27ZM202 206H200L199 205V207H198V209L199 208H201ZM206 207V206H205ZM84 208V207H83ZM140 209V210H139ZM138 210L140 211V215L138 214V213H136V211H132L130 214L131 215H129V217H133V215H132V213H135L134 214V217H135V215H139V216H141V212H147V210L145 209V208H139ZM143 209V210H142ZM202 209V208H201ZM201 209H199L198 211H200ZM135 210V209H134ZM137 210V212H139ZM149 210V209H148ZM197 211V212H198ZM97 212V213H96ZM100 214V213H99ZM172 213H170L169 214V216H167V215H165V219L167 220H164V218H163V222L161 221V220H159L161 217L160 216H158V215H154V216H152V218L153 219H151L149 216H146V217H144V220H142V222L144 221L145 222V220L146 219H148V217H149V222H150V220H152L148 225L146 224V223H143L144 224V226H146V228H148L149 230H154L155 228H156V230L157 229H164V231L167 229L168 230V232H167V230H166V232H164V235H168V233L173 229V228H175V226L174 225H176L177 226V224H179L178 226H183V225H185V223H187L188 221H189V218L190 217H188V218H186L185 220L186 221H184V219H182V220H180V221H182V222H179V219H177V218H175V220L177 221H175L174 219H173V217H171L170 215H171ZM89 215V216H88ZM137 215V216H138ZM94 216V218L93 219H89V217H93ZM156 216L157 217H160V218H158V219H155L156 218ZM218 216V215H217ZM221 216V215H220ZM220 216H218L219 218H221ZM168 217H171L172 219H169L168 220ZM191 217H194L193 215L191 216ZM217 217V218H218ZM146 218V219H145ZM211 218H213L214 219V221L217 219L215 216H213V217H211ZM216 218V219H215ZM86 219V220H85ZM187 219H188V221H187ZM191 220V224H192V222H193V218H190ZM88 220V221H87ZM89 220H90V222H89ZM154 220V221H153ZM161 222H159V221ZM211 220V219H210ZM210 220H208V221H210ZM84 222H88L87 224L89 225H87V227L86 226H84ZM211 222H213L212 220H211ZM76 223H78V225H79V229L77 230V225H76ZM172 223H174V225L172 224ZM189 223V222H188ZM164 225V226H162V225ZM56 225L57 226H60L59 227V229H60V234H59V238H55V235H54V231H55V228L54 227H56ZM152 225V226H151ZM167 225V226H166ZM173 225V226H172ZM188 224H186V226H187ZM143 226V225H142ZM154 226V227H153ZM159 226V227H158ZM161 226V227H160ZM150 227V228H149ZM158 227V228H157ZM163 227V228H162ZM187 227H189V225L187 226ZM190 227H192L191 225H190ZM189 227V228H190ZM193 228V227H192ZM148 229L146 230V231H148ZM169 229H171V230H169ZM88 230V231H89ZM192 229L190 228V229H188V231H186L187 233L189 232L190 234H192L191 236V239L194 241V239L196 238V240H197V237L199 238V240L202 238H205V236H204V234L205 233H203V234H201V235H197L194 231V229L191 231ZM145 231V233L147 234V232ZM56 232V231H55ZM148 232H150V231H148ZM191 232H193V233H191ZM144 233V232H143ZM144 233V234H145ZM158 233V232H157ZM162 233H163V231L160 233L161 235H162ZM166 233V234H165ZM138 234V236L136 237L135 236V234H133V236H132V238H134V240L135 239H137V241H138V239L139 238H141L142 240H140V241H144V239H146V241H147V238L146 237H144V234H141V236L143 235V237H140V233H137ZM194 235V236H193ZM204 237H203V236ZM46 236V235H45ZM146 236V235H145ZM139 237V238H138ZM216 238H218V236L216 237ZM201 239V240H202ZM132 240V242L134 241L133 239H131ZM129 242H131V241H129ZM135 242V241H134ZM133 242V243H134ZM145 242V241H144ZM147 243V242H146ZM131 244V243H130ZM135 245V244H134ZM206 247L207 245H206V243H201L200 244V247H201V249H203L204 247ZM208 250H209V248L208 247H206ZM212 248V247H211ZM204 250V249H203ZM207 250V252H205V253H202V254H206L205 256H208V253L210 254V252L211 251H208ZM210 250H213L214 251V249H210ZM204 251H206V249L204 250ZM182 252V251H181ZM183 252H185V251H183ZM178 253V252H177ZM177 253H176V255H177ZM187 253H190L189 251L187 252ZM181 254V253H180ZM180 254H178L177 255V257H173V258H179L178 256H180ZM183 254V253H182ZM184 254H186V252L184 253ZM187 255H189V254H187ZM119 256V254H117V257ZM172 256V255H171ZM175 256V255H174ZM183 256V258H185V256L184 255H182ZM193 256V255H192ZM192 256H190L189 255V258L191 257V258H193L194 259V257H192ZM188 257L186 256V258L185 259H187ZM160 259V258H159ZM162 259H167V257L165 258H162ZM162 259H160V261L162 260ZM170 260H172L171 259V257L169 258ZM169 259L168 260H166V261H169ZM174 259V260H175ZM173 260V261H174ZM177 260H179V259H176V261ZM191 260V259H190ZM184 261H186V264L189 262V260L187 259V260H184ZM188 261V262H187ZM192 261V260H191ZM194 261H196L195 259H194ZM193 261V262H194ZM162 262V261H161ZM160 262V263H161ZM177 262H179V261H177ZM159 263V264H160ZM163 263V262H162ZM161 263V264H162ZM176 263V262H175ZM174 263V264H175ZM196 262H194V264H195ZM156 264H158L157 263V261H156ZM182 264H185V262L183 263L182 262ZM189 264H190V262H189ZM197 264V263H196Z\"/></svg>","mask_w":264,"mask_h":264}]
</instances>
